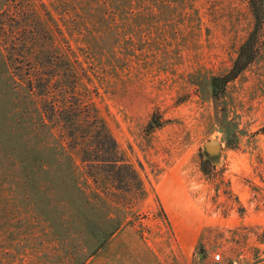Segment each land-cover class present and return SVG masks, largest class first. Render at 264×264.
<instances>
[{
	"label": "rangeland",
	"instance_id": "1",
	"mask_svg": "<svg viewBox=\"0 0 264 264\" xmlns=\"http://www.w3.org/2000/svg\"><path fill=\"white\" fill-rule=\"evenodd\" d=\"M27 1L85 74L145 187L88 264H210L218 254L222 264H264V54L221 100L211 89L253 28L248 2ZM153 118L161 126L151 131ZM212 139L222 142L214 156ZM13 182L0 173V264H46L35 238L48 230L27 225Z\"/></svg>",
	"mask_w": 264,
	"mask_h": 264
},
{
	"label": "trees",
	"instance_id": "2",
	"mask_svg": "<svg viewBox=\"0 0 264 264\" xmlns=\"http://www.w3.org/2000/svg\"><path fill=\"white\" fill-rule=\"evenodd\" d=\"M246 1L254 25L212 79L216 100L264 54V0ZM84 77L27 0H0V173L13 177L27 225L48 230L35 238L52 254L46 264H88L145 197ZM160 126L153 118L148 128Z\"/></svg>",
	"mask_w": 264,
	"mask_h": 264
},
{
	"label": "water",
	"instance_id": "3",
	"mask_svg": "<svg viewBox=\"0 0 264 264\" xmlns=\"http://www.w3.org/2000/svg\"><path fill=\"white\" fill-rule=\"evenodd\" d=\"M205 147L209 155L214 156L221 151L222 142L218 139H212L205 144Z\"/></svg>",
	"mask_w": 264,
	"mask_h": 264
},
{
	"label": "built area",
	"instance_id": "4",
	"mask_svg": "<svg viewBox=\"0 0 264 264\" xmlns=\"http://www.w3.org/2000/svg\"><path fill=\"white\" fill-rule=\"evenodd\" d=\"M222 263H223L222 256L221 254H218L214 257V259L210 264H222Z\"/></svg>",
	"mask_w": 264,
	"mask_h": 264
}]
</instances>
